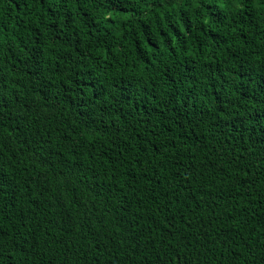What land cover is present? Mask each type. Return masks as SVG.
I'll return each mask as SVG.
<instances>
[{"label":"trees","instance_id":"1","mask_svg":"<svg viewBox=\"0 0 264 264\" xmlns=\"http://www.w3.org/2000/svg\"><path fill=\"white\" fill-rule=\"evenodd\" d=\"M0 264H264V0H0Z\"/></svg>","mask_w":264,"mask_h":264}]
</instances>
